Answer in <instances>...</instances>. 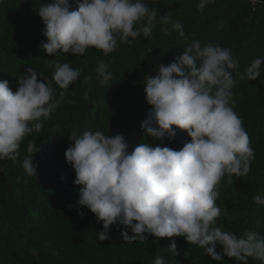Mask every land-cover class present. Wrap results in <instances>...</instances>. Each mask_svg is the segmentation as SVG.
<instances>
[{
    "label": "clouds",
    "instance_id": "obj_1",
    "mask_svg": "<svg viewBox=\"0 0 264 264\" xmlns=\"http://www.w3.org/2000/svg\"><path fill=\"white\" fill-rule=\"evenodd\" d=\"M215 2L198 0L197 10L203 12ZM252 3L264 4V0ZM38 15L46 25L43 36L47 38L40 48L55 57L61 53L82 56L89 48L108 56L120 44L131 47L141 36L151 37L158 25L165 35L176 31L186 36L179 20L172 22L167 14L160 15L148 0H78L76 10L70 0H48L41 3ZM222 26L221 21L218 27ZM183 49L174 62L158 65L155 77L144 75L145 99L152 107L141 128L161 144L154 146L146 139L130 148L124 135H105L101 130L69 136L72 143L65 157L74 169V184L80 186L78 204L102 224L99 241L110 240L111 226H116L127 243H143L149 236L183 237L212 261L223 262L227 257L236 264H250L251 258L264 264V237L256 231L238 235L217 223L222 179L246 176L255 159L233 101L236 78L229 69L237 70L239 61L217 42L202 44L196 39ZM95 61L97 83L103 87L113 80V73L104 59L97 56ZM262 65L264 56L253 58L238 74L239 80L259 79ZM48 67L53 69L51 78L27 67L16 81L15 92L8 80H0V161L20 165L27 177L38 176L33 157L40 148L29 141L28 155L21 161L22 142L39 133L43 121L51 119L63 102L64 91L58 94L55 86L67 90L84 70L55 59ZM84 99H88L87 92ZM178 130L186 132L191 141L180 150L162 146L174 140ZM5 169L0 164V173ZM252 199L264 205V196L257 194ZM78 212L83 218L85 213ZM168 250L177 254L175 239ZM152 264L168 261L156 254Z\"/></svg>",
    "mask_w": 264,
    "mask_h": 264
},
{
    "label": "trees",
    "instance_id": "obj_2",
    "mask_svg": "<svg viewBox=\"0 0 264 264\" xmlns=\"http://www.w3.org/2000/svg\"><path fill=\"white\" fill-rule=\"evenodd\" d=\"M148 2L160 15L170 16L172 22L179 20L186 36L180 37L176 31L165 35L158 25L151 37L141 36L131 47L120 44L108 56L89 48L82 56L61 53L58 57L40 48L41 41L46 43L47 38L43 36L46 25L38 11L41 3L48 0L0 3V80H8L13 92L27 67L49 78L53 69L48 65L54 59L69 63L73 69H84L67 90L54 85L58 94L64 91L63 102L51 119L43 121L42 130L32 133L21 144V161L28 155L29 141L40 148L33 157L38 176L27 177L20 165L0 161L6 165L5 172L0 173V264H152L156 254L168 264H236L234 258L227 257L223 262L212 261L183 237L149 236L143 243H127L120 230L111 226V239L99 241L97 232L102 231V224L96 223L95 214L78 204L80 186L74 184L75 172L65 157L72 143L69 136L87 130L122 134L130 148L146 139L154 146L161 144L160 140L146 136L141 128L152 107L145 99L144 75L155 77L158 65L174 62L183 48L196 39L202 44L217 42L238 59V69H229L232 78H236L232 89L234 107L255 152L249 174L226 175L218 186L220 196L216 203L221 215L217 223L238 235L256 231L264 237V205L252 199L257 194L264 196V65L259 79L238 78L253 58L264 56V6L254 9L247 0H216L200 12L198 0ZM70 5L76 10L78 0H70ZM221 21L223 26L218 27ZM97 56L108 63L113 73V80L103 87L97 83ZM190 141L186 132L178 130L175 139L164 141L162 146L180 150ZM78 209L85 213L83 218ZM172 239L177 243L176 255L168 250ZM31 249L37 250L36 255ZM250 264L260 262L250 258Z\"/></svg>",
    "mask_w": 264,
    "mask_h": 264
},
{
    "label": "built area",
    "instance_id": "obj_3",
    "mask_svg": "<svg viewBox=\"0 0 264 264\" xmlns=\"http://www.w3.org/2000/svg\"><path fill=\"white\" fill-rule=\"evenodd\" d=\"M247 1H249V3L251 4V6L255 9V8H257V7H259V6H264V4H262V3H256V4H253L252 3V0H247Z\"/></svg>",
    "mask_w": 264,
    "mask_h": 264
}]
</instances>
